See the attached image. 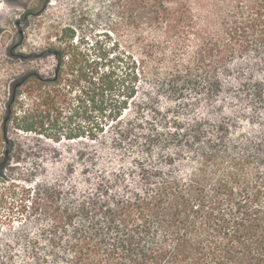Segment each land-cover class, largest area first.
Instances as JSON below:
<instances>
[{
	"label": "trees",
	"instance_id": "16d2710c",
	"mask_svg": "<svg viewBox=\"0 0 264 264\" xmlns=\"http://www.w3.org/2000/svg\"><path fill=\"white\" fill-rule=\"evenodd\" d=\"M143 8L158 38L142 68L100 77L89 128L55 130L50 109L16 122L46 136V177L0 264L15 245L12 264H264V0Z\"/></svg>",
	"mask_w": 264,
	"mask_h": 264
},
{
	"label": "rangeland",
	"instance_id": "374dc122",
	"mask_svg": "<svg viewBox=\"0 0 264 264\" xmlns=\"http://www.w3.org/2000/svg\"><path fill=\"white\" fill-rule=\"evenodd\" d=\"M38 2L0 0V163L5 157L6 137L10 142L9 158L0 172V238L14 239L10 230L25 222L24 208L46 177L43 167L33 164L42 161L46 136L18 129L16 122L32 109L38 113L50 109V127L54 129L89 128L101 98L100 77L111 71L123 77L134 65L135 69L142 68L145 45L158 38L156 28L142 17L146 12L143 0H51L41 14L31 16L23 26L25 38L11 54V47L21 40L16 19ZM47 49L57 53L35 59L17 56ZM61 51L65 59L59 72L57 54ZM29 70H37L47 78L57 76L58 81H30L20 87L5 137L4 119L13 86ZM19 250L15 245L8 253ZM8 256L7 264H12Z\"/></svg>",
	"mask_w": 264,
	"mask_h": 264
},
{
	"label": "flooded vegetation",
	"instance_id": "af4514ba",
	"mask_svg": "<svg viewBox=\"0 0 264 264\" xmlns=\"http://www.w3.org/2000/svg\"><path fill=\"white\" fill-rule=\"evenodd\" d=\"M50 1H51V0H43V1H42V0H39L38 3H36V4L32 5V6H29V8H28V10L25 12V14H24L21 18H18V19H21L20 26H18V24H16V21L18 20V19H16L15 24H16V28H17V30H18V33H19V35H20V37H21V40H20L19 42H17L16 44H14V45L11 47V54H14V53H15V52H14L15 49L18 48V47L22 44V42H23V40H24V38H25V29L23 28V26H24L25 24L28 23L29 18H30L31 16L41 14V13H42V12L48 7ZM40 2H42L41 6L39 5ZM24 16H26V18H24ZM21 29L23 30V33L20 32ZM32 53H37V52H32ZM30 54H31V53H30ZM28 55H29V54H28ZM28 55H25V54H17V56L20 57V58H22V59H25V58H33V59H35V58L44 57V56L34 57V56H28ZM59 55H60V52H58L57 57H59ZM25 56H26V57H25ZM47 56H48V55H47ZM37 73L41 75V73H39L38 71H37ZM25 81H26V80H25ZM16 83H17V82H16ZM23 84H24V83H23ZM23 84H22V85H23ZM22 85H21V86H22ZM21 86H19L18 88H20ZM18 88H17V89H18ZM13 90H14V87H13Z\"/></svg>",
	"mask_w": 264,
	"mask_h": 264
},
{
	"label": "water",
	"instance_id": "95a60500",
	"mask_svg": "<svg viewBox=\"0 0 264 264\" xmlns=\"http://www.w3.org/2000/svg\"><path fill=\"white\" fill-rule=\"evenodd\" d=\"M24 18H26V16H24ZM20 22H21V19H18L16 21V24H18V26H20ZM20 32L23 33V30L21 29ZM56 53H57L56 51H53L51 49H47V50H44V51H42L40 53H31L28 56L40 57V56H47V55L56 54ZM58 68H59V65H58ZM55 77H57V76H55ZM26 79H27V77H25L22 80L18 81L14 85V97H15V93H16L17 88L19 86H21L25 82ZM11 113H12V108L10 106L9 109H8V112H7L6 116H5V119H4V127H6L7 122L10 120ZM5 137H6V134H5ZM6 140H7V147H6V150H5V157H4V160L0 163V168L7 162L8 158H9V154H10V142L8 141L7 137H6Z\"/></svg>",
	"mask_w": 264,
	"mask_h": 264
}]
</instances>
